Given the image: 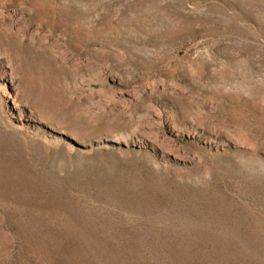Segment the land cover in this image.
I'll list each match as a JSON object with an SVG mask.
<instances>
[{"label":"rangeland","instance_id":"obj_1","mask_svg":"<svg viewBox=\"0 0 264 264\" xmlns=\"http://www.w3.org/2000/svg\"><path fill=\"white\" fill-rule=\"evenodd\" d=\"M0 264H264V0H0Z\"/></svg>","mask_w":264,"mask_h":264}]
</instances>
